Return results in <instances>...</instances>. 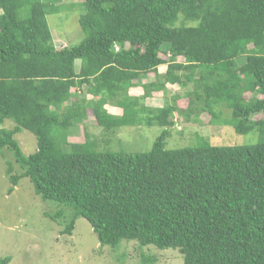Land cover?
<instances>
[{"label":"trees","instance_id":"obj_1","mask_svg":"<svg viewBox=\"0 0 264 264\" xmlns=\"http://www.w3.org/2000/svg\"><path fill=\"white\" fill-rule=\"evenodd\" d=\"M61 1L0 0V152L22 170L8 164L9 193L29 178L63 207L54 220L71 212L63 234L83 217L114 250L134 241L177 249L183 264H264V0H84L85 38L57 48L47 15ZM160 92L163 105L147 106ZM203 114L257 141L167 149L178 116L199 124ZM87 117L110 137L82 126L71 139ZM141 125L163 128L149 151L110 150L120 128ZM22 130L37 139L31 155Z\"/></svg>","mask_w":264,"mask_h":264},{"label":"rangeland","instance_id":"obj_2","mask_svg":"<svg viewBox=\"0 0 264 264\" xmlns=\"http://www.w3.org/2000/svg\"><path fill=\"white\" fill-rule=\"evenodd\" d=\"M83 1L62 0V10L47 15L57 48L79 44L85 38L79 24V17L83 14L80 4ZM163 48L168 47L164 44ZM76 66L80 67V61H77ZM168 87L175 91L171 92L173 94L180 89L178 86ZM250 96L247 94V97ZM161 98L164 102V96ZM187 104L185 99L180 101V106L186 107ZM224 116H229L228 112ZM181 120L180 116L176 118V127L167 139L169 150L195 146L200 139L214 146H241L255 143L258 138L256 132L240 135L232 126L212 124L207 114L201 115L199 124ZM83 124L82 121L74 125L71 134H82V128H79ZM13 126L10 120L4 124L8 129ZM85 129L98 140L104 136L110 137L95 124L87 125ZM162 131L163 128L156 125L125 126L111 137L109 148L127 153L146 152L152 148ZM15 138L25 155L37 151V139L30 131L22 130ZM9 163H13L15 174L22 173L9 152H0V258L10 257L9 264H142L143 255L155 259L154 264H183L182 254L173 248L158 249L152 245L141 247L134 241H123L115 250L101 246L91 225L83 217L77 219L71 235L63 234L71 212L67 210L62 219L54 220L53 217L63 207L58 203L43 201L27 177L22 178L14 191L9 193L12 187L7 175Z\"/></svg>","mask_w":264,"mask_h":264},{"label":"crops","instance_id":"obj_3","mask_svg":"<svg viewBox=\"0 0 264 264\" xmlns=\"http://www.w3.org/2000/svg\"><path fill=\"white\" fill-rule=\"evenodd\" d=\"M166 68H167L166 66H161L159 68L160 75H163L165 73ZM153 79H154V76H152L150 74L144 75L142 77V83L151 82ZM132 93L133 94H135V93L141 94V91L139 89H137V90H134ZM82 95H84V94H81V96ZM162 96H163V93H161V92L160 93H154L151 97L147 98L146 105L147 106H150V107H154V108L161 107L163 105V103H162L163 102V99L161 98ZM107 108H108L109 112L111 114H113V115H117V116L119 115L120 116L122 114V109L121 108H118L115 104L108 105ZM92 121L93 122L95 121L93 117H87L84 120V124L82 126L83 127H86L87 125H94V124L96 125V123H92L91 124ZM82 126L79 129H81ZM80 135L81 134H71V139H73V138H80Z\"/></svg>","mask_w":264,"mask_h":264}]
</instances>
